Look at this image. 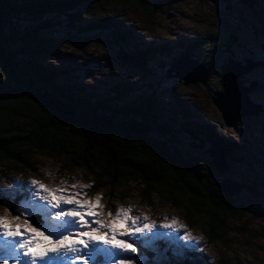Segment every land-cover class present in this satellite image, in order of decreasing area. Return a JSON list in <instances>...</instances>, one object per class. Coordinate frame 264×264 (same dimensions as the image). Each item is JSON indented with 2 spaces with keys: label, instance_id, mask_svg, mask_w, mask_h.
<instances>
[{
  "label": "rangeland",
  "instance_id": "rangeland-1",
  "mask_svg": "<svg viewBox=\"0 0 264 264\" xmlns=\"http://www.w3.org/2000/svg\"><path fill=\"white\" fill-rule=\"evenodd\" d=\"M147 6V14L152 17L149 19L142 12ZM89 7L82 9L85 20L100 19L106 14L120 24L121 30L130 33L128 41L113 43L106 34H80L81 23L72 24L68 17H45L39 21L44 27L41 37L48 40L56 53L37 56L34 61L47 70L66 72L57 78L58 84L80 87L99 97L110 96L113 88L127 82L137 84L130 98L154 95L163 120L174 126L173 145L184 155L196 159L198 169L208 173L213 181L244 184L246 187L241 190L238 203L245 210L227 221L226 228L232 231L226 236V243L211 245L202 227L191 228L183 211L166 205L156 195L147 198L142 185L130 182L99 189L97 170L68 169L69 159L39 153L33 154L32 159L38 172L14 162L0 164V188L7 187L13 179H37L49 185H58L61 180L69 185L90 184L91 187L84 190V198L92 199L100 194L105 213L109 209L132 206V215L143 213L157 225L165 223V217H175L193 236L201 237L199 244L187 242L188 247H185L186 242L175 238L182 236L183 230L160 237L159 255L149 251L141 257L150 264H264V112L257 117H244L235 128L228 129L211 100L220 90L221 67L228 58L244 65L247 59L264 61V37L259 34L264 31V0H256L254 10L242 5L241 0H101L98 6ZM23 26L38 27L39 23L27 20L23 21ZM193 42L200 48L190 46ZM152 43L169 50L170 55L157 57L149 53L154 59L146 68L126 65L117 58L122 49L131 56L141 57ZM186 53L210 70L206 87L185 86L177 79H166L175 60ZM244 79L246 86L255 81L259 83L251 94V101L253 105L264 107V68L254 69ZM4 84L6 91L9 90L11 85ZM12 110L22 120L0 117V128L10 130L13 139H22L30 134L26 122L34 113L28 106L19 104H14ZM181 110L187 114H182L183 119H189L190 124L212 128L219 140L232 144L233 159L229 158L230 167L225 174L218 172L206 152L217 145L230 155L228 148L220 142H205L201 137L185 133L184 129H189L190 124L180 119ZM45 173L52 174L53 178ZM4 207L8 205L0 204V212Z\"/></svg>",
  "mask_w": 264,
  "mask_h": 264
},
{
  "label": "trees",
  "instance_id": "trees-1",
  "mask_svg": "<svg viewBox=\"0 0 264 264\" xmlns=\"http://www.w3.org/2000/svg\"><path fill=\"white\" fill-rule=\"evenodd\" d=\"M100 1L0 0V117L20 122L22 117L13 114L14 104L28 106L34 113L26 122L30 134L22 139H13L10 130L0 128V164L14 162L38 172L32 163L33 154L63 156L69 159L68 169L97 170L99 189L130 182L142 185L147 198L156 195L166 205L183 211L191 228L202 227L211 245L225 244L232 231L226 228L227 221L245 210L238 203L239 195L229 197L218 182L198 169L196 159L173 145L174 126L163 120L154 95L130 98L137 84L127 82L113 88L110 96L99 97L80 87L58 84L57 78L66 72L47 70L34 61L37 56L56 53L48 40L41 37L44 27L39 21L45 17H68L72 24L81 23L80 34H106L113 43L128 41L130 33L121 30L120 24L106 14L100 19L85 20L82 9L98 6ZM142 4L146 6V2ZM143 8L148 19L152 18L147 14L149 7ZM27 20L39 26H23ZM259 34L264 37V31ZM194 45L200 48L196 42L190 46ZM145 51L141 55L148 61L154 59L149 53L157 57L170 55L169 50L155 43ZM185 56L193 57L186 53L178 60ZM4 83L11 85L9 90ZM42 97L59 100L73 108L75 114L50 113ZM180 112L185 124L192 123L183 119L185 111ZM184 132L205 142H220L233 159L232 144L219 140L212 128L190 124ZM252 189L259 194L256 188Z\"/></svg>",
  "mask_w": 264,
  "mask_h": 264
},
{
  "label": "snow or ice",
  "instance_id": "snow-or-ice-1",
  "mask_svg": "<svg viewBox=\"0 0 264 264\" xmlns=\"http://www.w3.org/2000/svg\"><path fill=\"white\" fill-rule=\"evenodd\" d=\"M90 187L13 179L0 188V204L8 205L0 212V264H150L141 257L159 255L160 237L183 230L175 238L185 247L201 241L175 217L157 225L143 213L132 215V206L105 213L100 194L84 198Z\"/></svg>",
  "mask_w": 264,
  "mask_h": 264
},
{
  "label": "water",
  "instance_id": "water-1",
  "mask_svg": "<svg viewBox=\"0 0 264 264\" xmlns=\"http://www.w3.org/2000/svg\"><path fill=\"white\" fill-rule=\"evenodd\" d=\"M242 5L248 9H255L256 0H241ZM234 42H236L234 40ZM233 56V54H231ZM117 58L126 65L136 66L138 68H146L149 61L141 56H131L125 50H120ZM246 65L233 58H228L222 65V91L215 92L212 97V103L221 114L223 123L228 129H233L238 121L244 117H257L264 112L263 106L253 105L251 94L254 93L259 83L257 81L251 83L250 86L245 85V75L251 73L254 69L264 68V61L258 62L253 59H247ZM210 71L199 61L190 56L178 60L173 64L166 74V79H177L183 82L185 86L201 85L206 87L209 82ZM4 98V97H3ZM42 103L50 113L62 116L74 115V109L51 97H42ZM198 147L203 148V145ZM209 154L212 163L220 174H225L229 169V153L223 151L217 145H213L206 152ZM224 193L229 197L240 195L241 190L246 187L244 184H232V182L224 181L220 184Z\"/></svg>",
  "mask_w": 264,
  "mask_h": 264
}]
</instances>
